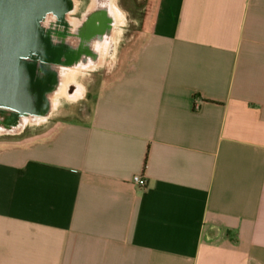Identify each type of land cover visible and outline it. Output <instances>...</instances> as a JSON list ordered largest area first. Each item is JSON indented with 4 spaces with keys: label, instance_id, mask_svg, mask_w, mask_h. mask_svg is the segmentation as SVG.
Returning a JSON list of instances; mask_svg holds the SVG:
<instances>
[{
    "label": "crops",
    "instance_id": "obj_1",
    "mask_svg": "<svg viewBox=\"0 0 264 264\" xmlns=\"http://www.w3.org/2000/svg\"><path fill=\"white\" fill-rule=\"evenodd\" d=\"M105 68L0 148V264H264V0H151Z\"/></svg>",
    "mask_w": 264,
    "mask_h": 264
},
{
    "label": "water",
    "instance_id": "obj_2",
    "mask_svg": "<svg viewBox=\"0 0 264 264\" xmlns=\"http://www.w3.org/2000/svg\"><path fill=\"white\" fill-rule=\"evenodd\" d=\"M90 2L78 17L77 0H0V136L45 123L58 99L82 91L69 75L112 57L124 13L118 0Z\"/></svg>",
    "mask_w": 264,
    "mask_h": 264
},
{
    "label": "rangeland",
    "instance_id": "obj_3",
    "mask_svg": "<svg viewBox=\"0 0 264 264\" xmlns=\"http://www.w3.org/2000/svg\"><path fill=\"white\" fill-rule=\"evenodd\" d=\"M118 4L124 11V24L120 27V34L116 39L115 49L118 51L119 47L126 44H133L135 39L139 38L145 31H147L151 0H118ZM78 17L85 13L91 7L90 0H77ZM117 59V52L113 59H109L107 64H114ZM109 73L105 69H98L94 72H87L84 76L79 78V83L84 87L83 98L72 103L65 98L57 100L58 106L53 110L49 119L39 126L27 127L25 130L15 136H0V148L26 144L29 140H33L43 135L45 130L48 132L54 130L59 124L71 120H84L86 111L87 94L92 93L100 82L109 77Z\"/></svg>",
    "mask_w": 264,
    "mask_h": 264
},
{
    "label": "bare ground",
    "instance_id": "obj_4",
    "mask_svg": "<svg viewBox=\"0 0 264 264\" xmlns=\"http://www.w3.org/2000/svg\"><path fill=\"white\" fill-rule=\"evenodd\" d=\"M92 6H94V2H93V5ZM120 34V31H116V33L114 34V36H115V41H116V39H117V36ZM115 46H116V44H115ZM116 49L114 50V53H113V55H112V57L110 58V59H113L114 57H115V55H116ZM106 63V62H105ZM105 63H104V65H105ZM103 65V66H104ZM102 65H101V67H103ZM79 74H76V75H74V74H72V75H69L68 76V79H67V82H76V83H78L79 84V86H80V88H81V90L82 91H77L76 92V94L73 96V97H67V96H65L66 97V100L67 101H69V102H72V103H76V102H78V101H80L82 98H83V96H84V92H85V90H84V87L82 86V85H80V83L78 82L79 81V78H81L82 76H84L85 75V73H83V74H81V75H79ZM58 106V102H56V105H55V107H54V109L56 108ZM55 111V110H54ZM53 111V112H54Z\"/></svg>",
    "mask_w": 264,
    "mask_h": 264
},
{
    "label": "built area",
    "instance_id": "obj_5",
    "mask_svg": "<svg viewBox=\"0 0 264 264\" xmlns=\"http://www.w3.org/2000/svg\"><path fill=\"white\" fill-rule=\"evenodd\" d=\"M132 184H133V186L138 187V188L145 189L147 187V181L141 175L134 176L132 179Z\"/></svg>",
    "mask_w": 264,
    "mask_h": 264
},
{
    "label": "flooded vegetation",
    "instance_id": "obj_6",
    "mask_svg": "<svg viewBox=\"0 0 264 264\" xmlns=\"http://www.w3.org/2000/svg\"><path fill=\"white\" fill-rule=\"evenodd\" d=\"M118 5H119V4H118ZM119 7H120V5H119ZM120 9H121V7H120ZM121 10H122V9H121ZM122 11H123V10H122ZM123 13H124V11H123ZM112 45H113V44H112ZM108 60H109V59H107L106 63L108 62Z\"/></svg>",
    "mask_w": 264,
    "mask_h": 264
}]
</instances>
